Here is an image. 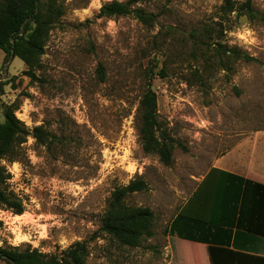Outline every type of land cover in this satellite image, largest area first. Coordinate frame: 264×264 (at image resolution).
Instances as JSON below:
<instances>
[{
	"label": "rangeland",
	"instance_id": "374dc122",
	"mask_svg": "<svg viewBox=\"0 0 264 264\" xmlns=\"http://www.w3.org/2000/svg\"><path fill=\"white\" fill-rule=\"evenodd\" d=\"M60 1L65 14L35 79L18 58L3 66L0 50V122L3 105H13L26 128L43 124L54 136L47 147L28 138L15 162H3L24 213L0 211V246L56 254L86 241L87 264H203L196 247L167 228L215 158L254 150L264 167V24L221 18L222 0H142L157 15L152 28L95 17L103 4L127 0ZM253 7L263 12L264 0ZM227 49L255 61L223 67ZM149 70L159 122L181 144L171 166L146 155L139 138ZM258 174L264 178V168ZM138 178L148 190L126 203L153 211L154 234L128 248L100 231V218L111 192Z\"/></svg>",
	"mask_w": 264,
	"mask_h": 264
},
{
	"label": "trees",
	"instance_id": "16d2710c",
	"mask_svg": "<svg viewBox=\"0 0 264 264\" xmlns=\"http://www.w3.org/2000/svg\"><path fill=\"white\" fill-rule=\"evenodd\" d=\"M142 0L111 1L103 4L97 19L132 17L145 27L157 23V15L148 12ZM65 14L60 0H0V50L5 54L3 66L18 58L26 66V76L35 79L34 71L40 68L50 32ZM221 18L247 16L264 24V11L253 7V0H222ZM206 35L208 31L206 30ZM221 47V44H217ZM219 61L230 69L232 61H255L251 56L223 50ZM103 67L99 66L101 77ZM155 75L145 72V89L137 107V127L142 150L154 155L164 166H171L175 147L181 146L159 122L157 96L150 80ZM3 87L0 85V91ZM3 121L0 122V211L22 215L24 206L17 195L9 190L10 174L3 164L13 163L28 138L47 147L52 136L45 126L31 130L15 116L16 107L3 105ZM142 179L132 180L126 186L115 188L100 218V231L119 246L137 248L143 239L153 236L154 213L147 207H133L126 198L134 193L147 191ZM195 204V205H194ZM194 205V207H193ZM192 212H189L191 208ZM4 223L0 219V230ZM167 234L189 241L202 255L203 264H264V184L239 175L211 168L198 185L185 206L172 219ZM88 243L75 242L66 250L43 253L37 248L0 246V260L5 264H87Z\"/></svg>",
	"mask_w": 264,
	"mask_h": 264
},
{
	"label": "crops",
	"instance_id": "0c3cea01",
	"mask_svg": "<svg viewBox=\"0 0 264 264\" xmlns=\"http://www.w3.org/2000/svg\"><path fill=\"white\" fill-rule=\"evenodd\" d=\"M228 157H230V158L227 159L226 155H222L220 157L215 158L214 162L212 163V166L209 168V170L211 168H217L220 170H224V171L239 175L241 177H244L245 179H249V180H252L254 182H259V183L264 184V178L261 179L260 177H262V176H260L258 174V172L261 170V168L263 170L264 167L261 164L259 167L257 166L258 156L255 157V151L254 150L252 152H250L249 155L242 154V153L238 152L237 154H232ZM208 171L198 180L197 185L193 189L192 193L187 197V199L183 203L181 209L185 206L188 199L192 196V194L197 189L198 185L202 182L203 178L208 173ZM194 205H193V207H194ZM193 207L189 210V212H192L194 210ZM185 242H186V244L191 245V243L189 241L184 240V243Z\"/></svg>",
	"mask_w": 264,
	"mask_h": 264
}]
</instances>
